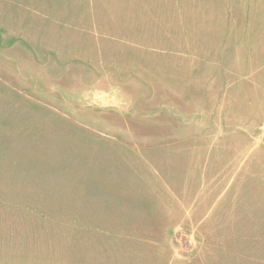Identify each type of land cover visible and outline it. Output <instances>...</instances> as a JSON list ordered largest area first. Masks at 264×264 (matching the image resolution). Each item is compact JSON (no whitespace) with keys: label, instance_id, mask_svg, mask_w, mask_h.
Segmentation results:
<instances>
[{"label":"rangeland","instance_id":"rangeland-1","mask_svg":"<svg viewBox=\"0 0 264 264\" xmlns=\"http://www.w3.org/2000/svg\"><path fill=\"white\" fill-rule=\"evenodd\" d=\"M0 264H264V0H0Z\"/></svg>","mask_w":264,"mask_h":264}]
</instances>
